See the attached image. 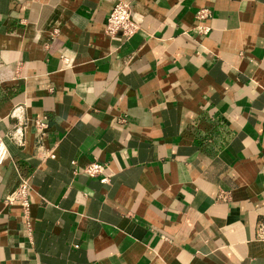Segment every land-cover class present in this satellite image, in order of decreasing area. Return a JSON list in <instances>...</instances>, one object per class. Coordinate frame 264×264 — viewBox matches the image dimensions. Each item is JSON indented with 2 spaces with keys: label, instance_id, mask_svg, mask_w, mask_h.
I'll return each mask as SVG.
<instances>
[{
  "label": "crops",
  "instance_id": "obj_1",
  "mask_svg": "<svg viewBox=\"0 0 264 264\" xmlns=\"http://www.w3.org/2000/svg\"><path fill=\"white\" fill-rule=\"evenodd\" d=\"M0 139V264H264V0H0Z\"/></svg>",
  "mask_w": 264,
  "mask_h": 264
},
{
  "label": "built area",
  "instance_id": "obj_2",
  "mask_svg": "<svg viewBox=\"0 0 264 264\" xmlns=\"http://www.w3.org/2000/svg\"><path fill=\"white\" fill-rule=\"evenodd\" d=\"M208 15V11L205 7H202L196 11L195 17L198 19H205ZM136 24L131 18V9L129 4L126 1H116L105 20L104 31L107 34L113 35L117 30H120L121 33L125 36L130 35L135 29ZM208 25L205 23H199L196 25V29L202 33H205L208 30ZM35 126L38 129H42L46 126V123L41 119L35 120ZM51 154V153H50ZM7 156V150L0 139V162ZM104 168V164L91 160L87 162L81 170L88 175H97ZM101 180H105V177H101ZM28 180L21 177L18 181L17 186L5 197L7 202L16 200L21 208V215L24 218V221H28ZM254 236L259 240H264V220L258 221L254 227Z\"/></svg>",
  "mask_w": 264,
  "mask_h": 264
}]
</instances>
